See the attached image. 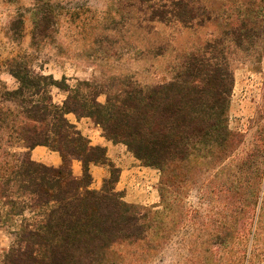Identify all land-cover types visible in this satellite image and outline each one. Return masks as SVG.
<instances>
[{"label": "trees", "instance_id": "16d2710c", "mask_svg": "<svg viewBox=\"0 0 264 264\" xmlns=\"http://www.w3.org/2000/svg\"><path fill=\"white\" fill-rule=\"evenodd\" d=\"M34 1L33 39H50L56 18L46 8L50 0ZM203 1L130 0L125 9L137 7L144 22L201 25L211 17ZM9 74L19 87L6 90L0 102V151L3 133L8 148L0 160V228H14L0 264H117L149 258L169 240L175 216L185 218V211L177 214V208L183 209L190 170L225 161L240 143L228 126L233 74L202 50L186 53L172 80L129 85L106 95L105 103L98 102L102 92L83 91L91 88L88 81L70 87L65 78L58 82L52 76L33 75L18 60H12ZM53 86L66 93L62 105L52 101ZM4 102L16 108L4 110ZM69 114L78 121L91 119L109 141L123 144L143 166L157 169L160 204L126 202L116 191L118 169L108 161L106 150L92 146L68 120ZM37 147L58 152L62 164L34 161L31 151ZM250 157L249 204L239 209V215L250 213V222L234 224L238 241L246 242L237 264H264V162L260 155ZM73 159L82 163L80 177L73 173ZM91 164L113 168L100 190L91 189ZM125 246L134 253L117 250Z\"/></svg>", "mask_w": 264, "mask_h": 264}, {"label": "rangeland", "instance_id": "374dc122", "mask_svg": "<svg viewBox=\"0 0 264 264\" xmlns=\"http://www.w3.org/2000/svg\"><path fill=\"white\" fill-rule=\"evenodd\" d=\"M127 1L50 0L46 8L56 17L51 38L34 40L35 1L0 0V102L6 90L19 87L9 74L12 60L28 66L35 76H52L58 82L65 78L70 87L88 81L91 88L83 91L87 95L102 92L100 103L106 102V95L118 94L129 85L152 86L172 80L188 52L202 50L207 59L227 66L233 74L228 126L239 135V145L225 161L190 170L183 209L177 208V214L185 211V218L180 221L175 216L177 222L166 244L149 258L138 262L128 258L117 264H237L246 242L240 244L234 224L237 227L250 217V213L239 215L240 207L249 204L250 156L260 155L264 162V0H204L210 19L189 26L144 22L137 7L125 9ZM50 95L57 105L66 99V93L55 86ZM2 108L16 106L4 102ZM74 117L69 114L67 118ZM83 119L103 134L91 119ZM3 137L0 160L8 150L5 133ZM43 150L52 155V150ZM127 152L126 169L116 174V191L131 204L159 205V171L143 166ZM98 165L106 171L104 180L108 179L113 168ZM97 180L91 189L103 187L104 180ZM13 228H0V260L13 241ZM123 248L117 250L135 251Z\"/></svg>", "mask_w": 264, "mask_h": 264}, {"label": "crops", "instance_id": "0c3cea01", "mask_svg": "<svg viewBox=\"0 0 264 264\" xmlns=\"http://www.w3.org/2000/svg\"><path fill=\"white\" fill-rule=\"evenodd\" d=\"M68 117V116H67ZM69 119V118H68ZM71 123L75 124L81 133L90 141L92 146H99L106 150V156L108 161L115 165L117 169H120L121 175L126 169L123 165V159L127 157L128 152L121 143H113L109 141L97 127L90 126V124L84 120H69ZM39 154H46L45 156L39 157ZM47 152L43 150V147H37L31 151V158L34 161L43 163L45 165H52L58 167L62 164V158L58 152H52V155L48 156ZM128 158V157H127ZM72 169L75 176L80 177L83 172L82 164L79 162H72ZM90 172L93 178V183L97 179V183L104 180L106 176V171L99 167L98 164L90 165Z\"/></svg>", "mask_w": 264, "mask_h": 264}]
</instances>
